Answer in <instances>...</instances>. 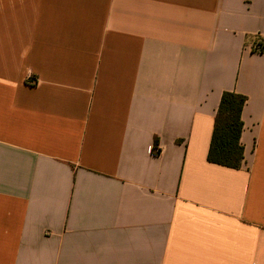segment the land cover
<instances>
[{
  "label": "crops",
  "instance_id": "obj_1",
  "mask_svg": "<svg viewBox=\"0 0 264 264\" xmlns=\"http://www.w3.org/2000/svg\"><path fill=\"white\" fill-rule=\"evenodd\" d=\"M257 43L264 0H0V264H264Z\"/></svg>",
  "mask_w": 264,
  "mask_h": 264
},
{
  "label": "trees",
  "instance_id": "obj_2",
  "mask_svg": "<svg viewBox=\"0 0 264 264\" xmlns=\"http://www.w3.org/2000/svg\"><path fill=\"white\" fill-rule=\"evenodd\" d=\"M253 52L264 53V44L258 43ZM247 102L243 95L225 91L217 110L208 152V161L219 166L240 169L244 161L241 136L244 129L242 112Z\"/></svg>",
  "mask_w": 264,
  "mask_h": 264
},
{
  "label": "built area",
  "instance_id": "obj_3",
  "mask_svg": "<svg viewBox=\"0 0 264 264\" xmlns=\"http://www.w3.org/2000/svg\"><path fill=\"white\" fill-rule=\"evenodd\" d=\"M257 44H258V43H257ZM254 46H256V44H255ZM254 46H253V47H254ZM152 151H153V149H152Z\"/></svg>",
  "mask_w": 264,
  "mask_h": 264
}]
</instances>
